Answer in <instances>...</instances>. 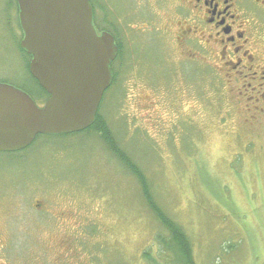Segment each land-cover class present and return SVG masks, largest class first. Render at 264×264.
Wrapping results in <instances>:
<instances>
[{
    "label": "rangeland",
    "instance_id": "374dc122",
    "mask_svg": "<svg viewBox=\"0 0 264 264\" xmlns=\"http://www.w3.org/2000/svg\"><path fill=\"white\" fill-rule=\"evenodd\" d=\"M99 1L101 26L115 20L124 46L100 109L118 145L185 231L194 262L264 264V74L227 76L216 43L198 42V54L184 56L152 25L177 10L170 0H142L149 7L140 10L130 0ZM13 2L0 0V82L33 96ZM249 8L261 21L254 65H264V11ZM136 21L146 29L126 26ZM142 188L96 132L40 135L26 150L0 152V216L12 233L6 264H148L145 250L152 264H173ZM37 200L71 216L49 217Z\"/></svg>",
    "mask_w": 264,
    "mask_h": 264
},
{
    "label": "water",
    "instance_id": "95a60500",
    "mask_svg": "<svg viewBox=\"0 0 264 264\" xmlns=\"http://www.w3.org/2000/svg\"><path fill=\"white\" fill-rule=\"evenodd\" d=\"M32 55L30 72L50 94L40 107L24 90L0 83V151L28 148L39 135L80 132L96 120L112 84L114 37L98 34L90 0H17Z\"/></svg>",
    "mask_w": 264,
    "mask_h": 264
},
{
    "label": "flooded vegetation",
    "instance_id": "af4514ba",
    "mask_svg": "<svg viewBox=\"0 0 264 264\" xmlns=\"http://www.w3.org/2000/svg\"><path fill=\"white\" fill-rule=\"evenodd\" d=\"M130 1L135 10L148 9L149 7L142 0ZM160 1L165 3L169 0ZM170 2L175 3L177 10L174 8V12L171 14L163 12V21L151 24L153 26H161L166 32L170 33L177 47L181 45V52L184 56L186 52L191 55L198 54L193 46L198 42L201 43L203 41L205 46L216 43L219 47V60L222 61L223 71L227 76H231L234 73L238 78L242 74L246 78L251 73L260 74L259 72L261 71L264 74V65H254L256 56H252L255 51H252L251 46V42H254L256 47L254 41L256 32L254 30L256 27L261 26L260 16L251 13L249 8L250 2L252 6L256 7L255 11H258V8L264 11L263 8L258 6L259 4L264 5V0H170ZM109 3L111 4V2ZM92 4L94 5V23L97 31L99 33L108 31L114 35L116 40L120 39L119 33L121 30L116 26L115 20L111 19V26H101L97 5L103 8L105 4L99 0H92ZM167 14L168 16H166ZM126 26L134 29H146V24L141 21H136L135 24L128 23ZM122 56L118 52L116 59L111 63L113 78L108 90L118 82L120 70L117 69L114 63L119 58L121 59ZM33 206L37 210H42L49 217L51 216L58 220H66L69 215L71 216L70 210L65 207L58 209L57 205H49L45 200H37ZM10 230L9 222L3 221L0 216V264H6V253L11 248L10 238L12 233ZM59 257H62L63 262H65V255L62 254Z\"/></svg>",
    "mask_w": 264,
    "mask_h": 264
},
{
    "label": "trees",
    "instance_id": "16d2710c",
    "mask_svg": "<svg viewBox=\"0 0 264 264\" xmlns=\"http://www.w3.org/2000/svg\"><path fill=\"white\" fill-rule=\"evenodd\" d=\"M13 6L17 7L18 11V24L20 25V19H19V9H18V3L15 0V3L13 2ZM22 30V28H21ZM24 33L22 30V37ZM118 45H119V52L123 55V43L118 38ZM19 48L21 51L26 53L20 46ZM28 55V59L26 61V68L27 72L30 74V77L32 78L33 82L36 84V87H31V90L34 92V98L36 101L39 102H45L47 98L49 97L48 92L39 84V82L33 77V75L30 72V60L31 55L26 53ZM211 73H214L211 71ZM29 87V86H28ZM30 90V88H29ZM31 96L32 94L27 91ZM32 96V97H33ZM87 132H96L100 135V137L103 139V141L108 145V147L112 150V152L121 160V162L124 163L128 167V169L131 170V172L138 177L142 184L143 189V195L144 199L147 201V203L150 205L152 210L156 213L157 217L159 218L158 221L163 226V232H165V236L161 237L159 239L163 242L164 248L168 251H171L174 253L175 258L173 259V264H197L192 259V253H191V245L190 241L183 230V228L180 226L179 223L173 221L170 217L166 215V213L158 207L156 200L152 194L150 183L148 182L145 174L141 170V168L132 160L131 156L122 149L112 132V130L109 128L105 118L101 114V111L98 112L97 118L95 123L86 131L81 133H87ZM81 133H74L75 135L81 134ZM144 255L148 256L146 262L148 264H152L153 262H156L157 259H155L152 254L148 251H144Z\"/></svg>",
    "mask_w": 264,
    "mask_h": 264
}]
</instances>
